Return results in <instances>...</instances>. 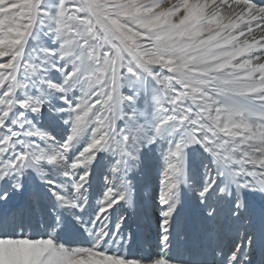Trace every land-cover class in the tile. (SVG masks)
<instances>
[{"label":"snow or ice","instance_id":"obj_1","mask_svg":"<svg viewBox=\"0 0 264 264\" xmlns=\"http://www.w3.org/2000/svg\"><path fill=\"white\" fill-rule=\"evenodd\" d=\"M257 248L264 0H0V264Z\"/></svg>","mask_w":264,"mask_h":264},{"label":"bare ground","instance_id":"obj_2","mask_svg":"<svg viewBox=\"0 0 264 264\" xmlns=\"http://www.w3.org/2000/svg\"><path fill=\"white\" fill-rule=\"evenodd\" d=\"M250 200L252 201L253 207H255L257 210H259V207H260L259 198L258 197H250ZM182 212L194 220L197 218L196 217V209H195L192 201L186 202L185 209H182ZM257 224H258V221H257ZM156 226H157V224L155 223V221L153 219L151 237H152V242L154 245L158 243V234H157L158 231L156 230L157 228H155ZM261 255H262V253H261L259 248H257L253 253V260L256 261L257 264L260 260Z\"/></svg>","mask_w":264,"mask_h":264},{"label":"rangeland","instance_id":"obj_3","mask_svg":"<svg viewBox=\"0 0 264 264\" xmlns=\"http://www.w3.org/2000/svg\"><path fill=\"white\" fill-rule=\"evenodd\" d=\"M186 205V204H185ZM183 209H185V207L183 208ZM153 219H154V221H155V223H156V216L155 215H153ZM155 228H157L156 230L158 231V226H156ZM158 234V233H157Z\"/></svg>","mask_w":264,"mask_h":264}]
</instances>
